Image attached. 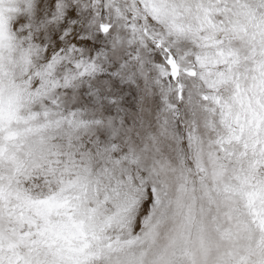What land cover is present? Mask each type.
I'll list each match as a JSON object with an SVG mask.
<instances>
[{
  "label": "snow or ice",
  "instance_id": "6c2138e0",
  "mask_svg": "<svg viewBox=\"0 0 264 264\" xmlns=\"http://www.w3.org/2000/svg\"><path fill=\"white\" fill-rule=\"evenodd\" d=\"M0 264H264V0H0Z\"/></svg>",
  "mask_w": 264,
  "mask_h": 264
}]
</instances>
